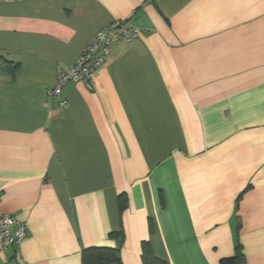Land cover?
Returning a JSON list of instances; mask_svg holds the SVG:
<instances>
[{"label": "crops", "instance_id": "crops-1", "mask_svg": "<svg viewBox=\"0 0 264 264\" xmlns=\"http://www.w3.org/2000/svg\"><path fill=\"white\" fill-rule=\"evenodd\" d=\"M117 21L138 36L52 104L58 70ZM0 213L28 228L0 264H82L90 247L142 264L146 241L166 264L238 246L264 264V0L1 3Z\"/></svg>", "mask_w": 264, "mask_h": 264}, {"label": "built area", "instance_id": "built-area-1", "mask_svg": "<svg viewBox=\"0 0 264 264\" xmlns=\"http://www.w3.org/2000/svg\"><path fill=\"white\" fill-rule=\"evenodd\" d=\"M6 0H0V4ZM138 36L137 28H127L117 21L111 26L100 30L81 54L68 68V71L58 70L56 85L47 91L52 104L66 107L68 101L62 98L63 87L69 82H84L91 88L94 73L103 66L110 46L119 41L130 42ZM28 234L26 223L20 222L11 215L0 213V251L10 247L19 248Z\"/></svg>", "mask_w": 264, "mask_h": 264}, {"label": "trees", "instance_id": "trees-1", "mask_svg": "<svg viewBox=\"0 0 264 264\" xmlns=\"http://www.w3.org/2000/svg\"><path fill=\"white\" fill-rule=\"evenodd\" d=\"M120 212L124 211L125 199L119 198ZM152 231V225L150 224ZM111 238L123 239V233H112ZM119 249L113 247H90L82 251V264H121ZM142 264H166L164 261L157 259L153 253L151 243L146 241L142 244ZM243 255L241 254L240 247L236 249V254L233 257L222 260V264H242Z\"/></svg>", "mask_w": 264, "mask_h": 264}]
</instances>
